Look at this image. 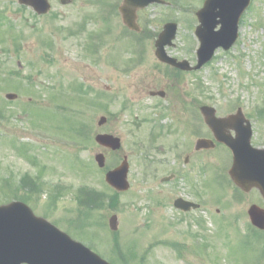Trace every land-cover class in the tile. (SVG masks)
Instances as JSON below:
<instances>
[{"label": "rangeland", "instance_id": "obj_1", "mask_svg": "<svg viewBox=\"0 0 264 264\" xmlns=\"http://www.w3.org/2000/svg\"><path fill=\"white\" fill-rule=\"evenodd\" d=\"M49 1L51 11L36 16L17 0H0V204L25 202L113 264H264V233L246 230L248 207L264 202L256 191L235 193L222 147L195 152L196 138L209 133L198 111L185 105H210L223 116L238 101L252 123L253 145L264 147V116L256 111L264 105V0H251L228 52L217 50L202 70L177 76L154 57L150 36L175 21L167 52L193 63L202 0H165L139 10L147 57L138 63L137 45L128 40L129 47L117 11L108 23L101 19L104 3L120 0ZM159 90L165 98L148 95ZM8 93L16 97L8 101ZM101 116L106 123L99 126ZM87 128L119 137L121 149L105 153L93 136L83 140ZM98 151L106 155L105 170L94 163ZM124 156L130 188L117 194L104 172ZM171 173L175 180L161 183ZM177 196L199 203V210H175ZM113 214L115 233L107 222Z\"/></svg>", "mask_w": 264, "mask_h": 264}, {"label": "water", "instance_id": "obj_2", "mask_svg": "<svg viewBox=\"0 0 264 264\" xmlns=\"http://www.w3.org/2000/svg\"><path fill=\"white\" fill-rule=\"evenodd\" d=\"M21 2L24 0H20ZM42 1V2H41ZM33 0V5L38 11H45L46 2L44 0ZM153 0H145L144 3L137 0H125L124 8L121 9L125 17V23L130 27H135V9L137 6H145ZM249 0H208L204 4V8L198 13L201 25L197 28L196 34L201 42L198 51V65L201 66L212 56L213 50L222 46L229 47L235 37L237 30V22ZM219 11L215 12V9ZM220 17L223 23L222 28L218 32H214V28L218 22L216 17ZM231 16L229 27H225V21ZM175 25L169 24L165 26V31L159 36L156 42L157 55L162 61L175 65L181 69H189L186 62L176 63L174 59L168 58L163 53L164 45L170 42L174 36ZM7 97H15L7 95ZM206 122L216 132L223 131V123L218 122L213 117L214 111L208 107L201 109ZM101 118L99 123H103ZM239 135H243L242 144H236L230 140L226 142L236 155V166L231 171V176L238 186L244 190H249L256 186L260 189L264 197V152L250 149L248 128L238 131ZM96 141L112 149L119 148V140L109 135H97ZM203 147L209 145L206 141H201ZM98 165H104V158L101 154L95 157ZM236 171L244 174H236ZM127 164L122 165L106 174V181L118 190L127 188L126 182ZM189 206L196 205L184 202ZM264 214V213H263ZM263 214L257 207L250 209V215L255 225L264 228ZM44 221V222H43ZM111 229H116V219L112 217L110 220ZM106 264L93 255L89 250L71 241L65 235L59 233L54 228L45 223V220L36 218L32 212L23 204L12 202L7 205L0 206V264Z\"/></svg>", "mask_w": 264, "mask_h": 264}, {"label": "flooded vegetation", "instance_id": "obj_3", "mask_svg": "<svg viewBox=\"0 0 264 264\" xmlns=\"http://www.w3.org/2000/svg\"><path fill=\"white\" fill-rule=\"evenodd\" d=\"M172 176H173V178H174V175L173 174H171ZM174 180V179H173Z\"/></svg>", "mask_w": 264, "mask_h": 264}]
</instances>
